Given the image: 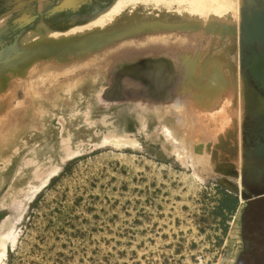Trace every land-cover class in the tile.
<instances>
[{"label":"rangeland","instance_id":"obj_1","mask_svg":"<svg viewBox=\"0 0 264 264\" xmlns=\"http://www.w3.org/2000/svg\"><path fill=\"white\" fill-rule=\"evenodd\" d=\"M136 1L0 0V264H236L263 238L242 211L264 196V0Z\"/></svg>","mask_w":264,"mask_h":264},{"label":"bare ground","instance_id":"obj_2","mask_svg":"<svg viewBox=\"0 0 264 264\" xmlns=\"http://www.w3.org/2000/svg\"><path fill=\"white\" fill-rule=\"evenodd\" d=\"M128 1H129V2H128ZM133 1H135V0H121V3L119 2L120 4L117 3V2L114 3V7H115V9H111L112 11H110V13L108 12V13H109L108 16L112 13L111 16H109V17H110V18L113 17V16H114V15H113V12H114V14H115V11L118 12V10H119V11L122 10V9L124 10V8H122V7L124 6L123 3L127 4V2H128V3H130V2L132 3ZM139 1H140V3H141V1H142L141 4H143V1H144V2L146 1V4L149 3L148 1H150V2L153 1V3L151 2V6H152V4L155 6V4H156L155 2H157L158 0H139ZM139 1H138V2H139ZM154 1H155V2H154ZM159 1H160V0H159ZM159 1H158V3H157L158 5H159ZM164 1H165V0H164ZM164 1H162V2H164ZM168 1H169V2L174 1L173 4H177L176 7L178 6V4H180V5H179V8L181 7V5H184L185 10L182 9L181 11H183V10H184V11H188V12H187L188 14L190 13V14H193L194 16H195V15H196V16H199L200 18H203L202 16H205V15H208V16H209V15H210V16H215V18H216L217 16H220V17H221V15L223 16V13L226 14V12H227L228 10L233 9V5H234V2H235L236 0H234V2H233V0H168ZM175 1H176V3H175ZM138 2L136 1V2H134V3H138ZM162 2H161V3H162ZM169 2L166 1L165 3H167V4L164 3L165 5H164L163 3H162V4H163V6H165V7H167L166 5H168V9H172V6H173V5H172V3L170 4ZM161 3H160V4H161ZM115 4H118V5H115ZM121 4H123V5H121ZM132 4H133V3H132ZM144 4H145V3H144ZM149 4H150V3H149ZM169 4H170V5H169ZM235 4H236V3H235ZM128 5H130V4H128ZM158 5H156V8H157ZM116 6H117V7H116ZM169 6H170V7H169ZM234 6H236V5H234ZM120 7H121V8H120ZM125 7H126V5H125ZM133 7H135V5H134ZM143 8H144V7H143ZM181 8H182V7H181ZM152 9L154 10L155 7H154V8L152 7ZM157 9H158V8H157ZM108 10H109V9H108ZM123 10H122V11H123ZM144 10H145V9H144ZM176 10H177V9H176ZM179 10H180V9H179ZM158 11H160V10L158 9ZM166 11H167V10H166ZM230 11H231V10H230ZM105 12H106V11H105ZM117 12H116V13H117ZM176 12H177V11H176ZM178 12H180V11H178ZM178 12H177V13H178ZM120 13H121V12H120ZM147 13H148V12H147ZM149 13H150V12H149ZM181 13H182V12H181ZM181 13H180V14H181ZM117 14H119V12H118ZM235 14H236V13H235ZM112 15H113V16H112ZM229 15H230V14H229ZM155 16H157V15H155ZM97 17H98V16H97ZM105 17H106V16H105ZM105 17H104V18H105ZM199 17H198V20L200 19ZM113 18H114V17H113ZM188 18H189V17H188ZM188 18H187V19H188ZM190 18H193V17L190 16ZM194 18H195V17H194ZM213 18H214V17H212V19H213ZM221 18H223V17H221ZM102 19H103V18H102ZM102 19H101V21H102V23H104V22H103L104 19H103V20H102ZM105 19L107 20V17H106ZM195 19H196V18H195ZM207 19H208V18H207ZM209 19H210V18H209ZM218 19H219V18H217V20H218ZM213 20H214V19H213ZM219 20H220V19H219ZM221 20H222V19H221ZM101 21H100V23H101ZM191 21H192V19H191ZM108 22H109V19H108ZM186 22H187V21H186ZM196 22H197V21H196ZM224 22H225V21H224ZM230 22H232V21H230ZM96 23L98 24V21H97ZM96 23H95V24H96ZM102 23H101L100 25H102ZM110 23H111V21H110ZM41 24H42V23H41ZM0 25H1V24H0ZM89 25H90V24H89ZM91 25H92V24H91ZM105 25H106V22L104 23L103 26H105ZM93 26H95V25H93ZM96 26H97V25H96ZM98 26H99V25H98ZM75 27H76V26H75ZM75 27H74V29H73V28H71V29L75 30ZM85 27H86V26H85ZM87 27H88V26H87ZM87 27H86V28H87ZM89 27H90V26H89ZM89 27H88V28H89ZM81 28H82V27H80L79 29H81ZM100 28H103V27L100 26L99 29H100ZM79 29H78V27H77L76 30H79ZM84 29H85V28H84ZM90 29L92 30V27H90ZM82 30H83V29L80 30L81 33H82ZM92 31H93V30H92ZM92 31H91V32H92ZM70 32H72V31H70ZM70 32H69V33H70ZM73 32H74V31H73ZM26 33H27V32H26ZM46 33H47V32H46ZM69 33L67 32V34H66V33H65V34L68 35ZM75 33H76V31H75ZM77 33H78V32H77ZM56 34H57V33H56ZM65 34H64V35H65ZM70 34H71V33H70ZM70 34H69V35H70ZM73 34H74V33H73ZM79 34H80V33H79ZM28 35H29V33H28ZM52 35H53V34H52ZM64 35H62V36H64ZM66 35H65V36H66ZM82 35H84V34H82ZM53 36L55 37V34H54ZM53 36H52V37H53ZM59 36H61V35H59ZM57 37H58V35H57ZM58 38H59V37H58ZM24 39H25V38H24ZM54 40H55V39H54ZM56 40H57V39H56ZM94 40H95V39H94ZM23 42H24V41H23ZM96 43H97V42H96ZM22 44H23V43H22ZM61 44H62V43H61ZM66 44H67V43H66ZM63 45H65V43H63ZM63 45H62V46H63ZM70 45H71V44H70ZM41 46H42V45H41ZM41 46H39V49H40ZM60 46H61V45H60ZM122 46H123V45H122ZM125 46H126V45H125ZM44 47H47V48H48V46H46V45H45ZM71 47H72V46H71ZM71 47H70V48H71ZM92 47H93V46H92ZM54 48H55V47H54ZM56 48H57V47H56ZM66 48H67V47L64 48V51H65ZM70 48H69V46H68L67 49H70ZM124 48H125V47H124ZM58 49H59V48H58ZM67 49H66V50H67ZM55 50H56V49H55ZM60 50H61V51H60ZM62 50H63V48H62V49H59L60 52H62ZM169 50H170V49H169ZM172 50H173V49H172ZM37 51H38V50H37ZM39 51H40V50H39ZM59 51H58V52H59ZM67 51H68V50H67ZM65 52H66V51H65ZM68 52H69V51H68ZM68 52H67V53H68ZM71 52H72V51H71ZM71 52H70V54H72L74 51H73L72 53H71ZM58 54H60V53H58ZM65 54H66V53H64V55H65ZM72 55H73V54H72ZM57 56H58V55H57ZM61 56H62V55H61ZM67 56H68V55H67ZM200 56H201V55H200ZM200 56H199V57H200ZM53 57H54V55H53ZM69 57H70V56H69ZM69 57H68V58H69ZM128 57H129V56H128ZM128 57H127V58H128ZM130 57H131V56H130ZM20 58H22V57H20ZM57 58H58V57H57ZM131 58H132V57H131ZM173 58H174V56H173ZM206 58H208V57H206ZM206 58H205V59H206ZM51 59H52V58H51ZM200 59L202 60V59H203V56L200 57ZM200 59L198 58V60H197L198 63L201 62ZM212 59H213V58H212ZM52 60H53V59H52ZM136 60H137V58H136ZM176 60H177V59H176V57H175V61H174L175 64H177V63H176ZM193 60H194V59H193ZM209 60H210V59H209ZM216 60H217V59H216ZM55 61H56V59H55ZM172 61H173V60H172ZM199 61H200V62H199ZM203 61H204V60H203ZM50 62H52V61L50 60ZM126 62H127V61H126ZM177 62H178V61H177ZM205 62H206V61H205ZM212 62H213V61H212ZM212 62H211V63H212ZM219 62H220V61H219ZM54 63L57 64L58 62H54V61H53V63H52V67H53V65H55ZM172 63H173V62H172ZM190 63H191V62H190ZM198 63H196V65H197ZM58 64L60 65L61 63H58ZM200 64H201V63H200ZM209 64H210V62L208 63V66H209ZM212 64H213V63H212ZM42 65H43V64L40 65V63H39V64H37V65H34L33 68L29 69V70H28V77H29V74H30V76H31V74H32L34 71H40L41 68H42ZM48 65H49V64H48ZM218 65H219V64H218ZM45 66L47 67V64H44L43 67H45ZM50 66H51V65H50ZM50 66H48V67H50ZM173 66H174V64H173ZM197 66H198V65H197ZM197 66H196V67H197ZM204 66H205V65H204ZM210 66H211V64H210ZM221 66H222V65H221ZM57 67L59 68V66H57ZM175 67H176V66H175ZM196 67H195V68H196ZM200 67H201V66H200ZM216 67H217V66H216ZM54 68H55V67H54ZM197 68H198V67H197ZM206 68H208V67H206ZM206 68H205V69H206ZM211 68H212V67H211ZM43 69H45V68H43ZM43 69H42V70H43ZM198 69H199V68H198ZM209 69H210V68H209ZM209 69H208V72L210 73V70H209ZM42 70H41V71H42ZM46 70H47V69H46ZM46 70H45V72H46ZM206 70H207V69H206ZM206 70H205V72H206ZM41 71H40V73H41ZM220 71H221V70H220ZM195 72H196V70L194 71V73H195ZM25 73H26V72H25ZM206 73H207V72H206ZM209 73H208V74H209ZM223 73H224V72H223ZM6 74H7V73H6ZM26 74H27V73H26ZM34 74H35V75H34ZM34 74H33V75L36 77L37 73H34ZM156 74H157V73H156ZM200 74H201V69H200ZM200 74H199V76H201ZM215 74H216V73H215ZM221 74H222V73H221ZM33 75L31 76L32 78H34ZM46 75H47V74H46ZM157 75H159V74H157ZM150 76H151V75H150ZM159 76H160V75H159ZM195 76H196V74H195ZM210 76H211V75H210ZM15 77H16V76H15ZM47 77H48V76H47ZM157 77H158V76H157ZM206 77H207V76H206ZM219 77H220V76H219ZM221 77H222V75H221ZM32 78H30V80H31ZM207 78L209 79V77H207ZM216 78H217V77H216ZM10 79H11V78H10ZM25 79H28V78H25ZM43 79H44V78H43ZM155 79H156V78H155ZM32 80H33V79H32ZM218 80H219V79H218ZM23 81H24V80H23ZM23 81H22V80H19V83H14V84H12L10 87L8 86V87H9V88H8L9 90H7V93H6V96H5V97H6V100H7V102H8V104L11 103V102H10V99H11L13 96H14V97L16 96L15 98H17V95H15V94H16V91H17V87H18L19 85H21V84L23 83ZM25 81H26V80H25ZM34 81H35V80H34ZM37 81H39V80H37ZM49 81H51V79H50ZM154 81H155V80H154ZM222 81H223V80H222ZM17 82H18V80H17ZM29 82H30V81H29ZM31 82H32V81H31ZM46 83H47V82H46ZM50 83H51V82H50ZM78 83H80V82L77 81L76 84H78ZM154 83H155V82H154ZM8 84H9V83H8ZM27 84H28V83H27ZM36 84H37V83H36ZM43 84H44V83H43ZM66 84H68V83H66ZM73 84H74V83H73ZM199 84H200L199 86H201L202 83H200V81H199ZM207 84H208V83H207ZM23 85H24V83H23ZM25 85H26V84H25ZM30 85H31V84H30ZM30 85H29V86H30ZM38 85H40V84H38ZM55 85H56V84H55ZM63 85H64V84H63ZM202 85H204V84H202ZM214 86H215V84H214ZM6 87H7V86H6ZM20 87H21V86H20ZM23 87H24V86H23ZM33 87H34V85H33ZM45 87H46V86H45ZM57 87H59L58 84H57ZM60 87H62V86H60ZM68 87H69V86H68ZM68 87H67V88H68ZM70 87H71V86H70ZM207 87H208V85H207ZM21 88H22V87H21ZM30 88H31V87H30ZM41 88H42V87H41ZM46 88H47V87H46ZM71 88H73V85H72ZM212 88H213V87H212ZM6 89H7V88H6ZM6 89H5V90H6ZM18 89L20 90V88H18ZM55 89H56V88H55ZM202 89H203V88H202ZM28 90H29V89H28ZM48 90H49V87H48ZM65 90H66V89H65ZM68 90H70V89H68ZM23 91H24V90H23ZM31 91H32V90H31ZM36 91H37V90H36ZM54 91H55V90H54ZM67 92H69V91H67ZM67 92H66V93H67ZM4 93H5V91H4ZM34 93H35V91H34ZM57 93H58V92H57ZM63 93H64V91H63ZM1 94H2V93H1ZM21 94H22V93H21ZM27 94H28V93H27ZM31 95H32V94H31ZM39 95H40V94H39ZM39 95H38V96H39ZM41 95H42V94H41ZM46 95H47V94H46ZM46 95H45V96H46ZM22 96H24V95H22ZM43 96H44V95H43ZM43 96H42V97H43ZM32 97H33V96H32ZM40 97H41V96H40ZM67 97H68V96H67ZM30 98H31V96H30ZM45 98H46V97H45ZM45 98H44V99H45ZM63 98H64V97H63ZM208 98H209V97H208ZM26 99H27V98H26ZM38 99H40V98H38ZM67 99H68V98H67ZM15 100H16V99H15ZM29 100H30V99H29ZM31 100H32V99H31ZM35 100H36V98H35ZM194 100H195V99H194ZM24 101H26V100H24ZM32 101H33V100H32ZM199 101H200V100H199ZM3 102H4V101H3ZM28 102L30 103V105H32V104H31L32 102H30V101H28ZM197 102H198V101H197ZM1 103H2V102H1ZM24 103H25V102H24ZM12 105H13V103H12ZM12 105L9 104V106H11V107H12ZM36 105H37V104H36ZM74 105H75V104H74ZM193 105H194V103H193ZM205 105H207V103H206ZM9 106H7L8 109H9ZM32 106H33V105H32ZM5 107H6V104H5ZM5 107H4L3 109L6 110ZM28 107H29V106H28ZM0 108H1V106H0ZM32 108H33V107H32ZM20 109H21V108H20ZM36 109H39V108H37V106H36ZM0 110H1V109H0ZM33 110H34V109H33ZM34 111H35V110H34ZM36 111H37V110H36ZM36 111H35V112H36ZM40 111H41V109L39 110V112H40ZM3 112H4V110H3ZM39 112H36V113H39ZM1 113H2V112H1ZM5 113H6V112H5ZM23 113H24V112H23ZM33 113H34V112H33ZM41 113H42V112H41ZM41 113H40V114H41ZM9 114H10V113H8V115H9ZM40 114H37V115H36V114H33V117H36V116L38 117V115H40ZM42 114H43V113H42ZM42 114H41V115H42ZM1 115H2V114H1ZM11 115H13V114H11ZM23 115H24V114H23ZM34 115H35V116H34ZM41 115H40V116H41ZM8 117H10V115H9ZM18 118H19V117H18ZM10 119H12V120H10V121H13V116H12ZM40 119H41V118H40ZM22 120H23V119H22ZM34 120H35V119H34ZM14 121H15V120H14ZM24 121H25V120H24ZM20 122H21V121H20ZM4 123H5V122H4ZM13 123H14V122H13ZM9 124H10V122H9ZM14 124L17 125V122H15ZM14 124H13V126H14ZM11 125H12V122H11ZM16 125H15V126H16ZM7 126H9V125H6V128L8 129L9 127H7ZM13 126H12V127H13ZM38 126H39V125H38ZM2 127H3V126H2ZM10 127H11V126H10ZM12 127H11L10 129H13V128H14V127H13V128H12ZM4 128H5V127H4ZM17 128H19V127H17ZM10 129H9V130H10ZM2 130H3V129H2ZM4 130L7 131L6 129H4ZM4 130H3V131H4ZM5 131H4V132H5ZM4 132H3V133H4ZM14 132H16V131H14ZM0 133H1V132H0ZM223 133H224V132H223ZM11 134H12V133H11ZM13 134H14V133H13ZM4 135H5L4 138L2 137V135H1V138H0V148H1V149H0V154H1V153H5V152L7 151V148H5L4 146H9V145L11 144V142H12V137H10V133L7 134V135L9 136L8 138H6L7 136H6L5 133H4ZM221 135H222V134H221ZM11 136H12V135H11ZM226 137H227V136H226ZM216 138H217V137H216ZM219 138H220V137H219ZM224 139H226V138H224ZM224 139H223V140H224ZM224 141H225V140H224ZM214 142H216V141H214ZM218 142H219V141H218ZM226 142H227V141H226ZM228 142H229V141H228ZM219 143H220V142H219ZM221 144H222V143H220V146H221ZM225 144H227V143H225ZM228 144H230V143H228ZM214 145H216V144H214ZM212 146H213V145H212ZM217 146H218V145H217ZM16 149H18V147L15 148V150H16ZM15 150H14V151H15ZM218 151H219V150H218ZM219 152H220V151H219ZM226 155H227V154H226ZM0 156H1V155H0ZM219 159H220V158H219ZM223 159H224V158H223ZM3 163H4V162H3ZM0 164H1V163H0Z\"/></svg>","mask_w":264,"mask_h":264},{"label":"trees","instance_id":"obj_3","mask_svg":"<svg viewBox=\"0 0 264 264\" xmlns=\"http://www.w3.org/2000/svg\"><path fill=\"white\" fill-rule=\"evenodd\" d=\"M256 218H262L257 231L263 235L261 240H248L244 237L245 247L240 254L236 264L240 262L243 257L248 256L253 260L252 264H264V196L249 200L242 211V231L251 229L252 222ZM253 219V220H252ZM245 251H249L246 253Z\"/></svg>","mask_w":264,"mask_h":264},{"label":"water","instance_id":"obj_4","mask_svg":"<svg viewBox=\"0 0 264 264\" xmlns=\"http://www.w3.org/2000/svg\"><path fill=\"white\" fill-rule=\"evenodd\" d=\"M244 197H246V194H243Z\"/></svg>","mask_w":264,"mask_h":264}]
</instances>
